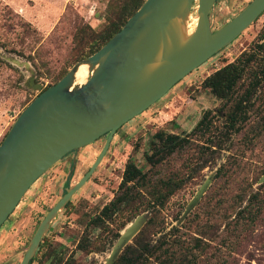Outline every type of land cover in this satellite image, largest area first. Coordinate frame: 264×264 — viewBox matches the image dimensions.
<instances>
[{"label": "rangeland", "instance_id": "1", "mask_svg": "<svg viewBox=\"0 0 264 264\" xmlns=\"http://www.w3.org/2000/svg\"><path fill=\"white\" fill-rule=\"evenodd\" d=\"M251 0H217L209 21L212 30L223 26L239 13ZM124 0H0V142L14 120L39 94L27 83L34 77L35 83L45 89L60 74L84 59L91 47V38L98 36L117 16V8ZM194 16H192L193 19ZM264 28L262 15L229 46L214 55L206 64L191 72L175 86L195 99L203 94L194 115L185 124H164L158 113L171 99L168 93L157 101L143 116L140 114L115 134L110 147L88 182L73 196L68 209L62 210L40 243L31 264H102L108 256L116 235L138 215L150 211L123 212L107 229L87 226L89 218L109 203L118 191L125 163L129 160L142 168L153 180L179 176L185 180L160 212L165 226L180 228L183 232L210 230V236L202 241L206 250L198 264H264V79L255 94V106L249 110V121L240 133L224 143L223 150L205 149L197 137H190L195 122L200 120L199 108L203 105L216 110L221 103L200 88L205 77L218 70L225 62H234L240 55L253 49ZM2 56L27 62L31 70L7 62ZM246 83V82H245ZM244 84V83H242ZM174 86V87H175ZM260 96L258 99L257 97ZM166 97V98H165ZM166 111H164L165 113ZM218 114L216 125L223 122ZM163 115V113H162ZM142 116V117H141ZM263 117L261 120L260 117ZM176 126V127H175ZM164 130L189 138V144L174 153L162 164L152 168L146 161L150 155L152 135ZM104 140L101 138L82 148L79 160L71 173L74 184L90 167L99 154ZM68 159L61 160L40 177L24 195L9 218L0 227V264H19L25 249L39 222L60 192L66 180ZM223 167V174L217 176ZM211 183L195 207L176 226L187 204L204 183ZM255 195L253 213L255 222L246 230L228 236L226 223L235 218L249 197ZM53 196V197H52ZM243 199L242 203L239 200ZM87 233L90 251L80 250L78 243ZM195 236V234H192ZM145 240L155 239L147 233ZM95 240V241H93ZM229 243L225 246V243ZM85 244V245H87ZM130 252L138 250V240L127 245ZM61 260V262H59Z\"/></svg>", "mask_w": 264, "mask_h": 264}, {"label": "water", "instance_id": "2", "mask_svg": "<svg viewBox=\"0 0 264 264\" xmlns=\"http://www.w3.org/2000/svg\"><path fill=\"white\" fill-rule=\"evenodd\" d=\"M216 1L145 0L100 49L75 63L55 84L42 89L33 76L27 78L39 94L17 116L0 143V227L50 168L70 152L79 153L107 136L85 174L41 219L19 264L31 262L59 213L100 165L116 132L229 46L264 12V0H251L212 31L209 15ZM2 58L33 72L27 62ZM82 66L87 71L84 82L77 77ZM206 110L202 109L200 117ZM212 177L201 184L176 226L195 207ZM263 182L264 175L258 185ZM148 219L149 214L142 213L127 224L102 264H113Z\"/></svg>", "mask_w": 264, "mask_h": 264}, {"label": "trees", "instance_id": "3", "mask_svg": "<svg viewBox=\"0 0 264 264\" xmlns=\"http://www.w3.org/2000/svg\"><path fill=\"white\" fill-rule=\"evenodd\" d=\"M145 0H124L123 5L117 8L115 20L98 36L91 38V47L84 57L86 58L100 49L126 21L139 9ZM1 61V60H0ZM2 62V61H1ZM67 70L52 81L49 87L61 79ZM264 79V28L258 36V41L253 44V49L240 55L234 62H225L221 68L205 77L200 88L220 101L221 105L216 110H206L192 130L190 137H197L204 143L207 151L223 150V144L231 140V137L240 133L249 121V110L255 106V94L261 87ZM246 82V83H245ZM244 83V84H242ZM258 99L260 96L257 97ZM264 107V99L261 102ZM223 113L224 119L219 126L214 119ZM261 120L263 117H260ZM189 138L174 133H166L164 130L156 131L150 141V155H146L147 163L156 167L165 162L174 153L183 150L189 144ZM1 143V142H0ZM221 167L217 176L223 174ZM185 180L179 176H172L153 180L143 173L142 168L129 160L125 163L118 191L113 199L87 222L90 228L107 229L109 224L120 218L123 212L150 211V218L133 238L138 240V250L130 252L125 247L113 264H198L201 255L206 254L205 237L210 236V230L204 227L203 232L188 234L183 232V224L180 228L171 227L167 230L164 219L160 218V212L170 198L183 187ZM256 196L249 197L247 203L235 212V218L226 223L228 236L237 237L239 230L242 233L251 226L256 216L253 213ZM243 199L239 200L242 203ZM155 234V239L145 240L147 233ZM119 235L117 234L116 237ZM95 241V240H93ZM87 233L80 238L78 248L90 251L87 244ZM87 244V245H85ZM229 243H225L227 246ZM33 260L29 264H31ZM61 262V260H59Z\"/></svg>", "mask_w": 264, "mask_h": 264}, {"label": "crops", "instance_id": "4", "mask_svg": "<svg viewBox=\"0 0 264 264\" xmlns=\"http://www.w3.org/2000/svg\"><path fill=\"white\" fill-rule=\"evenodd\" d=\"M205 93L206 92L204 91V94ZM185 95L186 94L183 91L178 90L177 86L173 87L169 91L168 96L166 97L171 96V99L168 100L160 110H158V113L161 114V117L165 120L164 124L175 121L173 124L178 125L177 127H179V125L183 126L185 124V120L196 113L197 104L200 103L203 94L198 95L195 99ZM151 109L143 113V116L147 115ZM202 109H208V106L203 105V107L199 108V111L201 112ZM164 111L166 112L164 113Z\"/></svg>", "mask_w": 264, "mask_h": 264}, {"label": "flooded vegetation", "instance_id": "5", "mask_svg": "<svg viewBox=\"0 0 264 264\" xmlns=\"http://www.w3.org/2000/svg\"><path fill=\"white\" fill-rule=\"evenodd\" d=\"M217 2V1H216ZM212 31H214V30H212ZM106 136L107 135H104V136H102L101 138L105 141V139H106ZM100 138V139H101ZM65 159H68L69 161H68V165L66 166V168H65V171H66V176H67V178H66V180H64V182H63V184H62V187L60 188V192L58 193V195L55 197V199L53 200V202H52V204L55 202V200L60 196V195H62V194H64L65 193V190L70 186V185H72V183H70V176H71V173L73 172V170H74V168H75V166H76V163L78 162V160H79V157H78V151L76 150V151H72V152H70L68 155H66L62 160H65ZM88 170V169H87ZM86 170V171H87ZM85 174V173H84ZM83 174V175H84ZM82 175V176H83ZM81 176V177H82ZM80 177V178H81ZM79 178V179H80ZM78 179V180H79ZM53 197V196H52ZM51 204V205H52ZM69 205H70V202H68L67 204H66V206H65V208H64V210H66V209H68V207H69ZM50 208H51V206L47 209V211H46V213L50 210ZM46 213H44V215L46 214ZM44 215H43V217H44ZM90 219V218H89ZM89 221V220H88ZM40 223V222H39ZM110 253V252H109ZM90 264H94V262H92V263H90Z\"/></svg>", "mask_w": 264, "mask_h": 264}, {"label": "bare ground", "instance_id": "6", "mask_svg": "<svg viewBox=\"0 0 264 264\" xmlns=\"http://www.w3.org/2000/svg\"><path fill=\"white\" fill-rule=\"evenodd\" d=\"M190 30H191V28H190ZM86 73H87L86 67L85 66H82L79 69L78 73H77V77L80 79V82H84L85 77H86Z\"/></svg>", "mask_w": 264, "mask_h": 264}]
</instances>
